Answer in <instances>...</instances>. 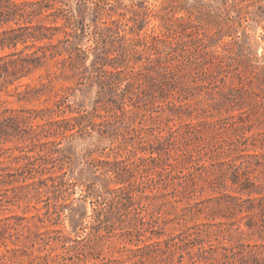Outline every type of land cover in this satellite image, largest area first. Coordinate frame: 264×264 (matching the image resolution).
I'll return each instance as SVG.
<instances>
[{"label": "rangeland", "instance_id": "rangeland-1", "mask_svg": "<svg viewBox=\"0 0 264 264\" xmlns=\"http://www.w3.org/2000/svg\"><path fill=\"white\" fill-rule=\"evenodd\" d=\"M61 1L55 17L43 0H0V32L29 19L94 49L0 90V223L38 235L1 232L0 264H264V0ZM222 3L248 6L242 27ZM100 57L118 66L114 91ZM24 155L64 183L34 186Z\"/></svg>", "mask_w": 264, "mask_h": 264}, {"label": "trees", "instance_id": "trees-1", "mask_svg": "<svg viewBox=\"0 0 264 264\" xmlns=\"http://www.w3.org/2000/svg\"><path fill=\"white\" fill-rule=\"evenodd\" d=\"M52 1V2H51ZM43 3H46L48 9H53L52 13H48V15H56V13H60L63 11L64 2L57 1V0H43ZM33 4V3H32ZM226 3H222V9L223 12L226 14V19L231 22V24L234 26L235 23H239V26L242 27L243 23L246 21L247 18V8L248 6H238L236 4L231 5L228 7L225 5ZM30 5V4H29ZM219 8V7H218ZM47 9V10H48ZM221 8H219L220 10ZM39 13H42L41 10ZM230 12H234L235 15L231 16ZM221 14V13H220ZM220 14L218 16H220ZM30 13L21 11L19 13V17H28ZM217 15V13H216ZM208 16H211L209 13ZM55 17H58L57 15ZM63 19L67 24H64L63 27L69 28L71 32H68L66 30L64 31L65 36L73 37L74 39L77 38V33L75 30L71 27L70 24V18H67L66 16H63ZM237 19V20H236ZM16 23V28L10 27L9 29H4L0 32V50L9 49L13 50L11 53L7 54L6 56L0 57V80L3 81V84L1 85L0 90L6 89L10 85L14 84L15 80H19L21 77H24L28 75V73H31L32 71L38 70L40 68L47 67L48 64L52 61H55L56 64L60 63L62 68L60 69L61 73H64L65 71H74V69L77 67L78 63H84L85 59L87 58L88 53L93 51V48H87V49H81L80 47L76 46L74 44V41H70L69 39L61 40L56 39L57 44L53 43V37L54 33L51 32L50 27H46L44 25L42 26H35L33 27L31 25V20L25 19L23 24ZM62 28V27H61ZM55 29V28H54ZM58 29V27L56 28ZM236 33V31H235ZM237 37V36H236ZM30 43V44H29ZM21 44L24 48L23 50H18L17 45ZM61 44V45H60ZM63 44V46H62ZM63 47V49L60 48ZM25 51H27L25 53ZM29 51V52H28ZM15 56L14 59H8L9 57ZM98 57L99 55H95ZM117 58V57H116ZM100 60H93L91 65L98 64V69L102 71V73H106L111 77H116V82L112 81L110 82L108 89L111 91H114L117 85L120 83V73L117 71L118 66L117 64L111 63L108 61L107 58L100 57ZM190 61V60H189ZM113 62H116L113 60ZM190 63V62H189ZM110 66L112 71H107L106 67ZM209 69V68H207ZM206 69V70H207ZM26 71L25 74H22L23 71ZM17 72L20 73L17 76ZM14 78V79H13ZM66 105V106H64ZM59 107H67L70 109V106L68 104H65L63 101H59L58 103ZM73 111V110H71ZM76 113L78 116L73 117L74 120H87L91 116V112L88 110H77ZM26 163L23 167L27 170H25V173L29 175L27 179L31 180V183L40 187V185L46 186L47 182L50 181L52 184H54L57 181H61L64 183V174L62 175H54L55 172L49 173V171H45L42 164L37 162V158H32L29 155H24L22 158ZM103 162L100 161V164L93 162V167H95V171H98L99 169H102L104 172H112L115 174L116 177H121L126 173V168L119 167L120 161H114L113 164L110 162H106L107 164L103 165ZM105 163V162H104ZM59 170H62L61 168ZM48 174V175H47ZM50 174V175H49ZM169 174V173H168ZM37 175V177H36ZM119 191H123L121 187L118 189ZM50 219V217H48ZM18 223H14V225H9L7 223H0V233L3 231L11 230L12 234L10 236L15 235L17 238L22 236V230H27L28 233L32 234L33 237H38L37 233L32 230L30 227L23 225L24 218H18L16 219ZM60 231V230H56ZM95 237H90L91 239H88V242L92 239H95ZM42 245L45 247H49L50 250L52 249L51 242H55L61 245V247L65 250V252H71L74 251L78 246V240H74L75 244L68 245V239L65 238H46L41 239ZM32 241H35L32 239ZM73 241V240H72ZM34 245V244H33ZM48 256V255H47Z\"/></svg>", "mask_w": 264, "mask_h": 264}]
</instances>
